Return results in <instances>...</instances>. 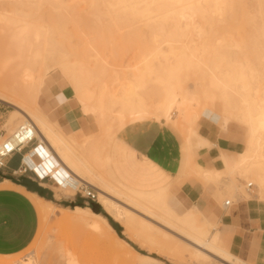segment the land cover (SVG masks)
<instances>
[{
    "label": "bare ground",
    "instance_id": "bare-ground-1",
    "mask_svg": "<svg viewBox=\"0 0 264 264\" xmlns=\"http://www.w3.org/2000/svg\"><path fill=\"white\" fill-rule=\"evenodd\" d=\"M6 2L18 5L47 4L54 7L56 11L68 4H83L87 7L85 12L94 8L98 12L100 5L104 12L100 11L99 14L107 17L112 24L117 23V19L125 18L130 22L129 24L126 21L132 30L133 26L136 29H138L137 26L144 27L149 31L148 34L153 39V45L158 42L159 33L163 32L166 35L168 32L174 33L175 31L179 35H177L178 38L182 39V44L179 45L175 53L172 46L170 47L176 63L169 65L167 78H173V72L181 63L202 73V76L207 79V84L206 86L198 84L201 86L202 98H204L203 108H198L205 111L209 107H214V103H219L222 114L215 117V119H220L218 120L219 125L226 129L232 127L233 124L238 125L244 134V144L236 153L219 152V167L209 170L196 165V174L200 175L201 179L212 182H217L221 178H231L229 179L230 184L226 187L233 190H239L240 184L238 183L241 178L252 177L253 182L257 179L260 180L259 183L264 184V93L259 95L257 93L259 91L255 90L256 87L254 89L253 83L256 79L254 78V68L258 69V65L255 66L254 61L249 58L246 48L250 43L248 39L251 37L254 40L252 42L251 39L252 45L257 43L256 48L259 47L264 52V0H6ZM19 12L16 9L8 11L0 8V22L14 28L12 29L16 32L11 35V40L15 43L18 53L24 54L23 62L17 65L18 71L13 74L14 77L8 83L4 82L3 77L5 65L0 66V100L11 104L16 113L7 122L9 123L8 127L4 128H7V134H11L14 125L31 121L37 133L48 140L50 148L56 150L55 153L59 154L62 162L70 171L62 165L55 167L50 162V153L46 149L45 151L49 155L47 158H38L34 155L27 156L26 159L33 164H40L62 191L66 187L70 189V192H73V189L76 190L80 185L92 186L97 192V201L110 214L112 213L115 220L120 219L125 223L136 222L141 227H139L140 231L146 229L151 231L150 233H153V228L149 224L155 226V222L158 228L173 232L187 241L195 255L200 253L206 258L213 256L223 264H235L234 261L243 263L233 257L231 253L218 247L217 230L211 232V225L206 223L197 211L192 210L191 206L185 207L180 198L174 197L172 194L167 195V193L148 196L138 190L122 189L119 185V188L114 187V184L111 186L98 176V172H95L92 165L87 162L88 160L84 162L75 158V153L73 154L71 149H76L72 146H70L71 149L68 148L70 144L64 140L61 131L55 129V124H51L47 120L38 105L40 96L49 90L48 84L54 79L47 63L52 59L57 61L55 58L58 53H61L57 49L59 44L54 39L52 30L48 31L41 24L29 20L22 11L20 12L21 16L17 17V14L20 15ZM227 20L230 25L227 24ZM224 23L229 28L226 26L225 29H221ZM59 24L62 23L59 22ZM122 24L124 23L122 22ZM169 24L172 26H168ZM115 25L118 27L117 24ZM124 26L122 27L124 28ZM217 26L219 27L217 28ZM61 28L66 29L65 26ZM117 30L116 32L119 33L118 28ZM146 30L142 31L146 32ZM244 33L249 36L247 40L243 36L242 38L238 37L239 34ZM149 42L151 44V41ZM155 51L149 52L152 54L147 55V59L149 56L151 57L149 60L140 61L153 66V61L158 60L161 57L159 55L162 54L160 51ZM255 52L259 53L258 48ZM255 52L253 53L252 50V55H255ZM18 53L16 58L19 57ZM172 54L170 55L172 56ZM261 56L264 60V53ZM162 57L167 61L165 56ZM76 60L69 71V76L71 91L78 100L79 111L94 121L101 119V122L106 123L109 120V123L104 125V132L109 137L114 136L126 124L139 120L163 121L167 125H171L170 123L176 119L179 120L181 128L186 130L187 135L180 136L181 149L179 151H182V163L178 173L183 170L185 162L199 149V140L206 145L209 144L204 137L195 135L198 134L195 127L196 122L200 116H204L192 105V101L196 97L195 93L192 90L180 88L179 84H175L177 82L170 83L169 80H163V77L159 76L162 72L159 75L155 72V65L154 71L146 64L145 66L141 64L144 66L143 69V66L141 67L137 63L140 68H134V73L129 76V79H113V82L117 83V87L114 84L113 87L112 83L101 82L97 85L99 87L90 89L89 83L94 76L88 68L89 61L85 63L79 61L80 59ZM58 63L57 61L55 64ZM163 73L165 74V71ZM259 74L264 75L261 72ZM62 75L67 76V73ZM151 78L162 87L164 94H162L161 100L157 99L158 102L147 105L143 97L144 85ZM214 94H217V97ZM107 160V156L102 158L103 162ZM233 179H237L236 184ZM95 182L96 185H94ZM256 185L259 188V184L256 183ZM259 190L261 192V187ZM110 192L113 193V196L109 194ZM119 203H123L125 207ZM128 203L131 206H128ZM89 213L98 212L89 209ZM164 229L162 230L164 231ZM140 231L139 233H141ZM167 231L165 232L168 233ZM18 264L34 263L26 258Z\"/></svg>",
    "mask_w": 264,
    "mask_h": 264
},
{
    "label": "rangeland",
    "instance_id": "rangeland-1",
    "mask_svg": "<svg viewBox=\"0 0 264 264\" xmlns=\"http://www.w3.org/2000/svg\"><path fill=\"white\" fill-rule=\"evenodd\" d=\"M0 8H4L8 11H14V9L19 10L20 12L22 11L28 16L29 20L31 19L34 22L41 24L42 26L47 28L48 31L50 29V31L52 30V32H54L52 33V35L56 42L59 44L57 49H59L58 51L61 53H58L55 58L59 62L58 64H55L57 61H54V59L49 60L47 63V66L51 70V74L53 75L54 79H56L55 81L54 79H52L53 81L48 84V88L52 90L54 88L57 90H65L68 95L73 97L72 100H74L76 104L79 103L77 98L72 94L71 79L69 76V71L77 61L76 59H80L79 61H83L85 63L89 61L88 68L91 70V74L94 76L89 83L90 89L99 87L97 85H99L101 82L107 84L112 83V85L114 84L115 87H117V83L113 82V79H129V76L134 73V68H140L138 67V65L141 67L143 66L141 64H144V62H141L140 60L145 61V59H147V55H152L150 53L155 51V49L158 47L155 52L160 51V53H162L161 55L158 54L159 56H161L159 57L160 61L159 59L153 61V66L147 65L146 63L145 64L148 67L150 66L152 69L155 65L154 69H156V71L154 69L153 70L158 75L162 72L159 76L163 77V80H169L170 83L177 82L175 84H179L178 86L180 88L192 90L196 95L195 99L192 101V105L201 113V115H212V117L215 119V117L222 114L221 106H219V103H214V107H209V110L206 109L204 111L199 109L203 108L204 102L201 98L197 100L198 96L202 97L201 86L198 84L201 83V85L206 86L207 79L205 76H202V73H199L193 67L186 66L184 63L178 64L177 69L173 72V78H167V76L169 75V65H173L176 63L175 57L172 54V49L175 53L177 52L179 45L182 44V39L178 38L179 35L175 31L174 33L171 32L172 34L168 32L169 37L168 34L165 35L163 34V32L159 33V39L157 38L158 42L155 43V46L152 44L154 42L153 39H151L152 37H150L148 34L149 31H147L144 27L137 26L138 29H136V27L133 26L132 30V27H129L130 22L125 18L123 20L122 18L117 19L118 22L115 24H117L118 27H116V25L112 24L109 19H107V17L103 15L101 16V14H99L101 12H104V9L100 5L98 6V12L95 10V8L89 9V12H85V9H87V7L83 4H68L56 11L54 7L47 4L18 5L3 0L0 2ZM20 12V15L17 14V17L21 16ZM24 13L23 15H25ZM126 21H128L129 24ZM59 22L63 25H60ZM122 22L124 24H122ZM225 23L221 26V29H225V27L228 26L227 24L230 25L228 20L227 24ZM64 26L66 29L63 30L61 27ZM122 26H124V28ZM168 26H170V24ZM235 26L237 25L235 24ZM126 27H128L129 31L128 29H126ZM218 27L219 26H217V28ZM12 28L13 27H11V25L0 22V66L5 65V69H3V77L4 82L6 83L10 82V80L14 77L13 74H16V71H18L17 65L21 64L24 59V54L20 52L18 53L15 43L11 40V35L16 32L13 30L14 28ZM117 28L120 31L119 33L116 32L118 31ZM226 28H229V26ZM142 30H146L147 33L143 32ZM240 36L241 38L243 36L244 38H246V40L247 37L249 38V36L245 33L238 35V37ZM251 39L253 40V38L251 37L248 39V41L250 40V43ZM149 41H151V44ZM252 42H254V40ZM249 44H247L246 47L249 58L254 61L255 66L258 65V69H256V67L254 68V74L259 78L257 76L255 77L254 75V78L256 79L254 80L253 86L255 85L254 89L256 87L255 90L259 91L257 93L259 95H262V93H264V75L259 73L261 72L264 74V60L261 56V54L264 52L261 51L259 47H257L259 53L255 52L257 51V43H253V45L251 43L250 47ZM171 46L172 49L170 48ZM252 50L253 53L255 52V55H252ZM17 53L19 56L18 58H16ZM170 54H172V56ZM259 54L261 57L258 56ZM162 56H165L167 61ZM150 58L151 57L149 56L147 60H149ZM161 65L165 69H163ZM144 66L142 67L143 69ZM131 69H133V71H131ZM13 70L15 71V73H13ZM162 70L165 71V74ZM66 73L67 76L62 75ZM152 79L153 78H151V80H148L149 82H146V84L144 85L143 97L147 105H153V103L158 102L157 99L161 100L163 97L162 94H164L162 87H160L159 84L157 85L156 82ZM154 87L157 88L154 89ZM214 96L217 97V94H214ZM14 110L15 108L11 104L5 103L0 100V137L2 139L10 135L7 134V128L4 127H8L9 123L7 122L10 118H12L11 116L16 115ZM90 120H92L94 125H96L95 128H99L98 139L100 143L97 141L96 147L94 148L95 152L92 164L95 172H98V176L102 178L106 183L111 184V186L112 184H114V187H118L119 185V187L121 186L120 188L122 189L129 188L137 190V188L128 186L124 182L117 179L112 173V170L110 168L108 147L113 136H110V138L109 135H106V133L104 132V125L106 123L108 124L109 120H106V123L101 122V119H96V121H94L93 119ZM215 120L218 124L219 129H226L219 125L218 120L220 119ZM170 124L171 125L169 126L177 132L179 138L180 136L184 137L185 135H187V133H185L186 130H184V128H181V122L179 120L176 119ZM18 125L19 123L14 125L12 130L14 131L15 127L17 128ZM196 126L197 122L195 127ZM233 126L237 129H240L239 131L243 132V130L239 128L238 125L233 124ZM55 129H57L56 124ZM195 135L198 136L200 134L196 133ZM197 136L195 138L196 140L198 139ZM106 137L108 138V140ZM199 143V149L209 148L211 145L210 143L206 145L201 140H199ZM106 156L108 159L106 161L107 163L102 161V158H105ZM95 159L97 160L95 161ZM195 166L196 164L193 162L192 157H190L185 162L183 170L179 173L182 176H179L177 178L185 179L186 177L183 176H194L197 180H199V178L201 177L200 175L196 174ZM229 179L231 178H221L219 181L211 183V187L212 189H214V197L221 209L222 202L224 200H230L233 203L236 201V199L252 200L255 203H259L260 206L264 207V184L259 183L260 180L256 179L254 180V183L252 181V177H247V179L241 178L238 183L240 184L239 190H233L232 188L226 187V185L230 184ZM249 179L251 180L249 181ZM233 182L236 184L237 179H233ZM247 182L253 183V187L248 193L246 192L245 186ZM256 183L259 184V188L257 187ZM94 185H96V182L94 183ZM6 186H12L13 188L20 190L32 201L38 214V226L36 234L29 246L18 254L0 256V264H18L26 258L30 259V261H32L34 264H223L221 261H219V259L213 256L211 258H206L200 253L195 255L192 248L188 245L189 243H187V241L183 240L181 237H179V235L173 232H169L161 227L162 229H164L163 231L156 226L157 224L155 222V226L147 222L153 228V230H155H152L153 233H150L151 231L149 232V230L147 231L146 229L140 231L139 229L141 227L136 222L125 223L120 219H113L112 213L110 214L109 211L98 201L91 202L90 200L83 198L85 202H83L81 206H73L72 208L71 206H69L66 208H61L62 206H58L57 204L53 205L49 201H45L34 194L25 192L23 189L15 187L7 180H5L0 185V187ZM260 187L261 192L259 190ZM55 189L57 191L61 190V188L56 184ZM69 190L70 189L66 187L64 192L67 194H73L75 188L73 189V192H70ZM146 190H150V194L167 193V195H174L173 188L171 187V185L167 184H161L159 186ZM94 191L98 198L95 189ZM109 194L113 196L112 192H110ZM231 196L234 198H232ZM124 201L127 202L126 200ZM123 203L119 204L125 207ZM129 205L131 206L130 203H128V206ZM89 209L98 213L90 214ZM204 216L210 222V230L212 232L213 228H217V222L216 220H210L205 214ZM134 217L136 218V216ZM155 220L158 222L157 219ZM139 231L141 233H139ZM157 231L158 233H156ZM165 231H167L168 233H166ZM234 263L243 264L244 262L240 263L238 261H234Z\"/></svg>",
    "mask_w": 264,
    "mask_h": 264
},
{
    "label": "crops",
    "instance_id": "crops-1",
    "mask_svg": "<svg viewBox=\"0 0 264 264\" xmlns=\"http://www.w3.org/2000/svg\"><path fill=\"white\" fill-rule=\"evenodd\" d=\"M72 98L65 90L49 89L40 96L38 105L47 120L56 124L58 131H61L64 140L70 144L68 148L72 146L76 149H71L75 158L84 162L88 160L92 165L94 148L99 142V128H95L92 120L81 114ZM200 98L204 102L198 96ZM196 130L211 144L209 148H200L192 155L193 162L205 169L220 166L219 152L234 154L244 144L243 132L233 125L225 130L219 129L212 115L201 116ZM38 136L41 135L37 134L35 141L5 160L4 167L0 168V185L7 180L15 187L61 208L81 206L85 200L78 188L73 194H67L55 189L52 178L36 177L33 169L37 168L43 174L44 168L26 159L34 155L42 157L33 152L36 145H40L44 151L48 150L50 162L55 167L62 165L70 171L59 154L55 153L56 150L50 148L48 140ZM180 147L177 132L163 121L146 119L128 123L113 136L108 147L110 168L117 179L148 196L156 193L150 194V190L146 189L161 184L171 185L174 197L180 198L185 207L191 206L209 225L204 214L210 220H216L217 228L213 231L217 230L219 248L244 263L264 264V207L252 200L236 199L229 207L221 209L211 187V183L215 182L201 178L199 181L194 176L177 178L182 176L178 173L182 163ZM84 186L93 189L90 185ZM37 226L38 214L32 201L12 186L0 187V256L25 250L32 242Z\"/></svg>",
    "mask_w": 264,
    "mask_h": 264
},
{
    "label": "built area",
    "instance_id": "built-area-1",
    "mask_svg": "<svg viewBox=\"0 0 264 264\" xmlns=\"http://www.w3.org/2000/svg\"><path fill=\"white\" fill-rule=\"evenodd\" d=\"M37 131L31 121H26L23 124H19L17 128L9 135L4 137L0 141V168L5 165V160L9 158L14 153L20 152L31 142L35 141L37 138ZM40 150V151H38ZM38 156L48 157L49 155L45 153L44 149L40 145H36L33 149ZM41 152V153H40ZM48 170V169H47ZM35 175L39 179L50 178V176L45 172L40 174L37 168L33 169ZM253 184L251 182L246 184V192H249ZM79 194L82 198L90 200L91 202L97 201L96 193L93 189L88 186L80 185L78 186ZM232 204L230 200H225L222 203V207L226 208Z\"/></svg>",
    "mask_w": 264,
    "mask_h": 264
},
{
    "label": "water",
    "instance_id": "water-1",
    "mask_svg": "<svg viewBox=\"0 0 264 264\" xmlns=\"http://www.w3.org/2000/svg\"><path fill=\"white\" fill-rule=\"evenodd\" d=\"M94 207H95V205H94Z\"/></svg>",
    "mask_w": 264,
    "mask_h": 264
}]
</instances>
